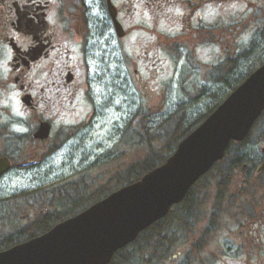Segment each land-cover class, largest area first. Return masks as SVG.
<instances>
[{
  "label": "flooded vegetation",
  "instance_id": "flooded-vegetation-1",
  "mask_svg": "<svg viewBox=\"0 0 264 264\" xmlns=\"http://www.w3.org/2000/svg\"><path fill=\"white\" fill-rule=\"evenodd\" d=\"M228 1L239 5L235 12L239 17H264V0H0V158L14 159L8 151L28 165L24 157L37 159L35 149L56 152L63 133L54 129V115L48 112L63 103L62 96H55L62 91L69 95L73 88L74 95L81 93L95 109L89 67L103 71V47L112 52L114 58L111 54L108 58L116 76L118 51L144 52L151 67L158 60L161 64L171 60L175 67L189 65L203 53V65L213 67L218 61L226 65ZM156 50L161 58L148 55ZM213 51L218 53L215 60L210 57ZM11 94L19 101L29 97L28 105L21 104L29 127L23 134L33 137L46 121L51 126L46 141L31 138L33 144L26 150L12 147L16 133L15 119L9 116Z\"/></svg>",
  "mask_w": 264,
  "mask_h": 264
},
{
  "label": "rangeland",
  "instance_id": "rangeland-1",
  "mask_svg": "<svg viewBox=\"0 0 264 264\" xmlns=\"http://www.w3.org/2000/svg\"><path fill=\"white\" fill-rule=\"evenodd\" d=\"M230 2L231 1H228L226 3V24L230 22L231 27H236L237 30H231L232 32H230L226 29V39L230 38V40H234V45L231 43L228 44L229 49H226V57L233 56L238 51L247 48L250 44L249 39L251 40V37L254 36V34L251 33L256 32L257 29L264 26V18H261L260 15L251 17L250 14H247L243 18L238 19L239 21L243 20L239 23L234 15L239 5ZM244 33L247 34L243 35ZM261 50L262 46H258L254 49L255 55L252 57L253 64L264 55V52L260 53ZM101 52L104 55L109 53L105 47L102 48ZM129 54L133 57L136 55L142 57L139 64L143 66L141 70L145 77H148L149 74L152 73V70L149 69L147 61L143 58V52H129ZM149 55L162 57L161 52L158 50L150 52ZM106 62L108 63L109 60L107 59ZM108 66L113 71V64H108ZM250 66L251 63L248 67L250 68ZM165 69L164 74L157 77L156 84L151 87L152 89L158 85L157 89L160 90L162 85L166 84V90L173 89L174 91L173 96L168 98L169 100H174L177 103L182 100H191V107H193L196 113L208 104L210 99L205 101H203L204 99L201 101L194 99V96L199 92V88H201L199 86L202 84H199L201 83L200 79H195L192 76L193 70L190 68L183 69L182 80L178 78L175 82H172L173 69L169 66H166ZM229 71L228 69L227 72ZM246 71L240 69V71H237V73L233 75L237 77ZM107 81L109 83L105 86V77H103L101 83L93 85L95 89V99L99 98L101 101V112L99 116L96 117V120H93V113L89 111V101L83 99L81 93L78 92L75 97L73 88L69 95L62 91L59 93V96H55L56 99L62 96L60 100L64 104L61 109L55 107V109L48 112V114H58V116H55L56 121L54 124V129L56 131L58 129L66 132L69 127L73 128V131L69 132L67 136L69 137L66 140L68 144L54 156L45 158V163L42 162L43 159H40L45 150L40 151V148L35 149V151L39 150L35 153L38 156L34 154L37 159L33 161L31 159V162L41 166L40 169L36 171L38 175L32 173L12 175L4 182V186H6L7 191H9L8 193L21 191L34 185H50L65 179L76 178L79 172L85 169H87L88 173H98L102 168H105L102 170V173L109 175L112 169L116 167V163L103 160L102 165H95V167V163L93 162L94 159L87 162V158L100 155L104 151L113 150V152H115V150L119 149V147L115 148V135L117 133L119 134L120 125L131 113L142 110L150 117L151 115L158 116L159 113L166 110L165 105H167L168 99L163 101L159 96L156 99H151L150 96L147 95L148 98L145 100L143 95L138 93V91L135 92V105L129 104L128 100L123 101V95L112 99V90L109 85L110 80L107 78ZM228 88V86L221 88L222 93L224 94L227 92L229 90ZM11 99L16 103L14 94H11ZM15 107L27 115L26 111L21 108L22 106H20L19 100ZM87 119L88 122H86ZM91 120L93 121L92 125L86 129V124ZM262 121H264V118H262ZM262 124L254 128L251 134L254 140L247 143L248 146L246 148L250 154L257 156L261 154V148L264 147L263 137L260 133ZM19 128L24 130L18 132H23L26 131L28 126L26 125L25 128ZM31 144L33 143L29 142L26 144L25 150L29 148ZM118 155L120 156L117 158L118 167L122 169L128 164L142 158L144 156V150L129 149L124 150V152ZM236 175L237 174L234 173L233 177ZM240 182L242 181L241 179L239 180L238 176L227 181L226 215L221 218L216 230L209 237L204 240L200 238L199 241L201 242L198 241L193 245H189L184 238H180L179 244L174 247V249H176V251L173 252L174 255L172 254L170 257H164V261L157 264H264V228H262L259 225L260 222H258L260 218L259 213H261V217L264 216V189L259 186V183L262 185V182L259 181L257 177L254 178L249 181V185H246V191L241 188L242 186L240 187L238 185ZM217 185L218 184L215 183L214 188H217ZM207 186L208 183H204L203 187L200 188L201 190H205ZM200 198L203 200L206 196H200ZM196 200L198 201V198H196ZM14 209L15 208H9L8 211H13ZM245 210H249V213L253 216L252 219H249L248 216L245 215ZM251 221H257V223H250ZM203 243L207 244L205 245ZM228 253L231 254L226 255Z\"/></svg>",
  "mask_w": 264,
  "mask_h": 264
},
{
  "label": "water",
  "instance_id": "water-1",
  "mask_svg": "<svg viewBox=\"0 0 264 264\" xmlns=\"http://www.w3.org/2000/svg\"><path fill=\"white\" fill-rule=\"evenodd\" d=\"M263 110L264 64L179 143L163 166L44 235L1 251L0 264H108L119 248L182 200L231 140L242 141ZM48 132L42 124L35 137L46 138ZM6 163L0 160V174Z\"/></svg>",
  "mask_w": 264,
  "mask_h": 264
},
{
  "label": "trees",
  "instance_id": "trees-1",
  "mask_svg": "<svg viewBox=\"0 0 264 264\" xmlns=\"http://www.w3.org/2000/svg\"><path fill=\"white\" fill-rule=\"evenodd\" d=\"M239 63L235 73L240 71V69L246 71L249 68L251 60L250 58L246 60L241 59ZM238 78L239 76L229 80L226 78V84L216 82L214 89L219 91L224 86L232 88L234 86L233 83ZM212 96L214 97L215 95L213 94ZM210 98L211 96H207L203 101ZM216 103L214 104L215 106ZM211 111L212 108H209L208 112ZM207 113L203 111L196 113L193 107L187 106L177 109L174 114L158 124H150L148 126L145 118H143V121H136V126H131L125 131V136L121 139V143L126 148L142 149L145 155L119 174L116 180L117 187L140 178L144 173L162 164L165 158L172 153L176 144L195 126L201 123L208 115ZM262 118H264V115L256 123L255 128L264 122ZM260 133L264 139V123L260 127ZM251 140H254V138L250 135L244 142L232 143L225 158L215 165L214 170L218 176L214 178L218 183L217 189L219 192H222L226 188V183L233 179V174L244 163L249 162L248 155L246 154V144ZM203 180L204 178L188 192L184 201L174 207L165 219L154 224L144 232L132 247L117 252L110 264H133L130 260L135 253L146 252L151 257L168 254L175 239V228L178 230L180 228H190L192 220L195 219L194 206L202 204V201H197L195 196L199 192L200 187H203ZM84 185L73 183L69 185L68 193L64 192L62 188L56 187L51 190L50 194L43 192L38 197L37 193H35L38 191H35L32 194L22 193L1 199L0 251L45 233L65 216L79 212L78 210L84 209L83 207L90 200H98L111 190L103 186L101 190L89 192V185L87 184L86 188ZM84 196L85 205L82 201V197ZM75 197H78L79 200L74 199ZM9 208L15 209L8 211ZM29 210L32 216L25 222H20L19 217L30 213ZM137 260L143 262L144 256L138 254Z\"/></svg>",
  "mask_w": 264,
  "mask_h": 264
},
{
  "label": "clouds",
  "instance_id": "clouds-1",
  "mask_svg": "<svg viewBox=\"0 0 264 264\" xmlns=\"http://www.w3.org/2000/svg\"><path fill=\"white\" fill-rule=\"evenodd\" d=\"M12 115L13 116H16V117H19V118H26V114L23 112V111H20L17 107H13L12 108ZM17 131H22V130H24V129H22V128H19V127H17V126H13Z\"/></svg>",
  "mask_w": 264,
  "mask_h": 264
}]
</instances>
